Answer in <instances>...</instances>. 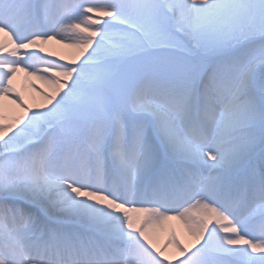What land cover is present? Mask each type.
<instances>
[{
    "label": "snow or ice",
    "instance_id": "obj_1",
    "mask_svg": "<svg viewBox=\"0 0 264 264\" xmlns=\"http://www.w3.org/2000/svg\"><path fill=\"white\" fill-rule=\"evenodd\" d=\"M174 262L264 264V0H0V264Z\"/></svg>",
    "mask_w": 264,
    "mask_h": 264
},
{
    "label": "bare ground",
    "instance_id": "obj_2",
    "mask_svg": "<svg viewBox=\"0 0 264 264\" xmlns=\"http://www.w3.org/2000/svg\"><path fill=\"white\" fill-rule=\"evenodd\" d=\"M45 48L48 51H54L55 53H57L59 55H63L65 57V60L62 62H67L68 59H70L72 56L75 55V50L65 48L63 45L57 44L55 42H50L48 45H45ZM21 75H22V73L19 74L17 77V86H20V89H22L26 102L31 103L32 97H34L36 99L35 100L36 102H39L41 100V98L39 97V95L36 92L32 91V89L28 86V84L25 82L24 79L20 78ZM32 83H34L37 88L47 90L46 86L41 84L39 81H32ZM10 107L12 109L15 108L14 105L10 106ZM172 230H175L177 236L183 242H185V243L189 242L190 237H188L186 230L183 228V226L178 221L173 220V221L168 222V224L165 226V228L163 230H157V232L155 233L154 239H155L156 243L158 244V246H163L167 242L169 235H170V232ZM168 251H169V254L171 255L174 252V249L169 248Z\"/></svg>",
    "mask_w": 264,
    "mask_h": 264
},
{
    "label": "rangeland",
    "instance_id": "obj_3",
    "mask_svg": "<svg viewBox=\"0 0 264 264\" xmlns=\"http://www.w3.org/2000/svg\"><path fill=\"white\" fill-rule=\"evenodd\" d=\"M31 100L33 101V100H36V99L34 97H32Z\"/></svg>",
    "mask_w": 264,
    "mask_h": 264
}]
</instances>
